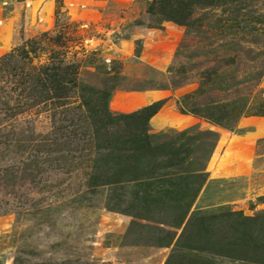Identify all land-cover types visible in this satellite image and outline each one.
I'll return each instance as SVG.
<instances>
[{
    "label": "rangeland",
    "instance_id": "1",
    "mask_svg": "<svg viewBox=\"0 0 264 264\" xmlns=\"http://www.w3.org/2000/svg\"><path fill=\"white\" fill-rule=\"evenodd\" d=\"M151 2L0 0V28L18 36L0 58L27 40L43 49L0 66V264H264V0L195 5L183 25ZM50 50L109 92L105 137L78 91L62 108L35 102L31 67ZM152 91L172 123L183 98L199 114L148 122L158 151L187 149L179 168L99 147L130 138L120 116Z\"/></svg>",
    "mask_w": 264,
    "mask_h": 264
},
{
    "label": "trees",
    "instance_id": "2",
    "mask_svg": "<svg viewBox=\"0 0 264 264\" xmlns=\"http://www.w3.org/2000/svg\"><path fill=\"white\" fill-rule=\"evenodd\" d=\"M213 0H152L148 7V13L161 15L168 21L183 25L188 19L191 9L195 5H211ZM32 40H27L22 47H16L10 53L0 58V66L4 69L14 58L26 60L31 63L32 59L37 57L38 51H43L41 47H31ZM29 46V47H25ZM50 55L45 59L46 62L39 65H33L32 75L29 78L32 90L35 93V102L47 105L48 109H58L70 104L69 99L75 91L79 92L78 107L86 112L87 118L90 119L91 125L96 127L95 132L101 133L104 137L106 131L102 134L103 128L112 124V115L108 111L107 102L109 92L106 90H97L82 86L78 81V66L72 63H65L59 58V50H50ZM8 67V66H7ZM23 75H20V78ZM164 105L163 100L153 102L130 114L120 116V119L130 121L131 130L128 132L130 138L124 142L112 143L99 146L103 150H109L117 155V160H123L134 163L143 161L148 158L156 160L157 158L165 159V167L175 169L181 167L185 157L188 155L187 149L183 144L164 152L158 151L157 146H152L148 133L149 119ZM179 113L199 115L193 108L187 109L185 98L176 102ZM264 116V113L259 114ZM162 177L145 176L144 180L154 181ZM174 176L165 177V187H170ZM163 182V181H162ZM96 185V184H95Z\"/></svg>",
    "mask_w": 264,
    "mask_h": 264
},
{
    "label": "crops",
    "instance_id": "3",
    "mask_svg": "<svg viewBox=\"0 0 264 264\" xmlns=\"http://www.w3.org/2000/svg\"><path fill=\"white\" fill-rule=\"evenodd\" d=\"M16 31L14 28V22L4 21L3 27L0 28V46L1 47H10L14 45L18 41V36L16 35ZM139 99L142 100V106H146L151 104L152 102L157 101L161 98V94L152 91V92H142L135 94ZM173 114L172 119L173 123L167 119L166 114L167 111L165 109H161L158 113H156L149 120V125L153 129H161L166 126H177L184 127L189 126L195 122L194 117L190 115L181 114L178 112H171ZM170 113V114H171Z\"/></svg>",
    "mask_w": 264,
    "mask_h": 264
}]
</instances>
